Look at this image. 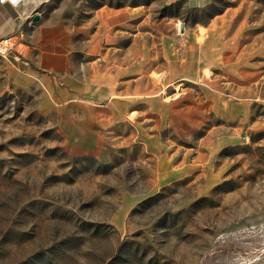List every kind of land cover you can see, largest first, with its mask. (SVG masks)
<instances>
[{"label":"rangeland","instance_id":"1","mask_svg":"<svg viewBox=\"0 0 264 264\" xmlns=\"http://www.w3.org/2000/svg\"><path fill=\"white\" fill-rule=\"evenodd\" d=\"M152 13L141 76L94 70L81 107L0 56V264H264V0Z\"/></svg>","mask_w":264,"mask_h":264},{"label":"crops","instance_id":"2","mask_svg":"<svg viewBox=\"0 0 264 264\" xmlns=\"http://www.w3.org/2000/svg\"><path fill=\"white\" fill-rule=\"evenodd\" d=\"M160 1L165 6L191 9L204 8L210 2L156 0L116 6L114 2H104L84 10L92 14L89 23L70 26L65 14L77 12L73 0H6L0 4V41L15 36L18 42L15 51L4 57L9 64L8 79L23 91L42 88L48 98L54 97L59 108L83 106L86 99L92 98L94 70L106 73L109 63L116 62L112 68L117 72L131 66L137 71L131 75L127 72L126 76H141V27L152 22V8ZM35 16L39 17L37 22H33ZM166 19L161 18L157 24H165ZM126 38L129 42L124 48ZM76 57L80 60L77 66L73 64ZM94 60L100 65L94 67Z\"/></svg>","mask_w":264,"mask_h":264},{"label":"built area","instance_id":"3","mask_svg":"<svg viewBox=\"0 0 264 264\" xmlns=\"http://www.w3.org/2000/svg\"><path fill=\"white\" fill-rule=\"evenodd\" d=\"M6 0H0V4H4ZM17 40L15 36H8L3 38L0 41V56L6 57L10 56L11 53H13L17 47Z\"/></svg>","mask_w":264,"mask_h":264},{"label":"water","instance_id":"4","mask_svg":"<svg viewBox=\"0 0 264 264\" xmlns=\"http://www.w3.org/2000/svg\"><path fill=\"white\" fill-rule=\"evenodd\" d=\"M39 20V17L38 16H35L34 18H33V22H37Z\"/></svg>","mask_w":264,"mask_h":264}]
</instances>
